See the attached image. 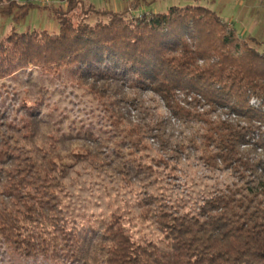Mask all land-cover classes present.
Returning a JSON list of instances; mask_svg holds the SVG:
<instances>
[{
  "label": "trees",
  "instance_id": "16d2710c",
  "mask_svg": "<svg viewBox=\"0 0 264 264\" xmlns=\"http://www.w3.org/2000/svg\"><path fill=\"white\" fill-rule=\"evenodd\" d=\"M59 2L56 30L13 29L0 38V81L30 70L51 82L69 76L96 95L115 138L99 141L92 129L61 128V121L50 126L55 115L43 117V98L23 102L21 124L0 115L7 248L50 264H264V41L242 37L198 3L134 15L138 3L108 10ZM148 92L154 104L143 98ZM160 102L171 117L160 115ZM149 149L158 152L153 165L138 162ZM192 152L225 182L190 211L165 195L139 201L140 218L157 226L160 244L136 239L116 212L99 229L70 220L64 198L77 165L102 173L115 158H130L135 165L117 169L128 185L141 171L153 177L154 164L168 168Z\"/></svg>",
  "mask_w": 264,
  "mask_h": 264
},
{
  "label": "rangeland",
  "instance_id": "374dc122",
  "mask_svg": "<svg viewBox=\"0 0 264 264\" xmlns=\"http://www.w3.org/2000/svg\"><path fill=\"white\" fill-rule=\"evenodd\" d=\"M97 7L108 10H123L133 4L140 8L134 12L153 11L166 12L173 5L195 4L206 6L217 12L226 23L233 25L242 37H252L257 41H264V0H90ZM87 0V5L90 3ZM59 0H8L0 4V38L13 29L24 31L31 28H47L56 30L57 21L55 13ZM64 5V3H63ZM255 44V43H252ZM37 77L38 79L37 81ZM53 82L38 76L35 70L24 71L17 76L0 81V115L9 119V123L21 124L23 102H30L43 98L46 104L43 117L47 120L50 115V126L61 121L59 126L67 128L74 124L78 129H92L95 135L103 139L115 138L110 123L105 119V112L96 95L86 87L79 88L69 76L56 77ZM39 85V86H37ZM153 94L144 93L143 98L150 104ZM255 105L258 100L253 99ZM253 102V101H252ZM160 115L171 117L170 111L160 102ZM133 121H137L138 111L130 107ZM227 111V110H225ZM225 112H222V114ZM222 118H229L223 114ZM234 116H232L233 118ZM175 127H180L176 120H172ZM180 129V128H179ZM49 129L45 127L44 131ZM51 131V130H50ZM181 131V130H180ZM179 132V130H178ZM176 132V137L179 133ZM104 137V138H102ZM110 141V140H109ZM152 143V141H151ZM154 148L158 144L153 145ZM109 152L115 146L106 147ZM106 150V151H107ZM125 151V150H124ZM126 155V153H125ZM140 160L153 165V158H158L155 149H149ZM172 156H174L172 154ZM171 157V156H170ZM169 158V156H167ZM115 167L107 172L98 173L86 164H79L67 179L70 193L65 199L66 211L70 220L75 219L84 229H99L106 223L112 212L125 217L126 228L136 239L151 238L161 243L162 234L152 222H145L140 218L139 201L144 197L165 195L171 204L179 207L181 211H190L206 194L211 193L225 182V176L213 174L196 159L194 152L191 158L183 154L180 162H171L170 167L157 166L153 177L148 178L141 171L140 176L126 184L117 169L124 167L125 163L133 161L130 158H115ZM140 161V162H141ZM132 162V163H131ZM129 164V163H128ZM135 165V163H133ZM176 171H172V165ZM137 165V163H136ZM134 167V166H132ZM139 172V171H138ZM0 264H50L44 259L26 261L12 253L0 238Z\"/></svg>",
  "mask_w": 264,
  "mask_h": 264
},
{
  "label": "built area",
  "instance_id": "2783aa9c",
  "mask_svg": "<svg viewBox=\"0 0 264 264\" xmlns=\"http://www.w3.org/2000/svg\"><path fill=\"white\" fill-rule=\"evenodd\" d=\"M41 2H43V3H44V2H47V3H48L49 0H41ZM253 103H254V101H253Z\"/></svg>",
  "mask_w": 264,
  "mask_h": 264
}]
</instances>
